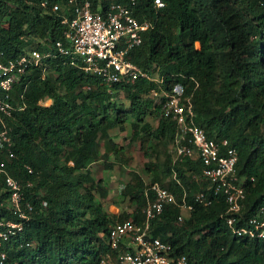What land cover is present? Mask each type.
I'll return each instance as SVG.
<instances>
[{
  "label": "trees",
  "instance_id": "1",
  "mask_svg": "<svg viewBox=\"0 0 264 264\" xmlns=\"http://www.w3.org/2000/svg\"><path fill=\"white\" fill-rule=\"evenodd\" d=\"M91 1L93 10L102 13L112 4H129L134 17L151 24L129 59L162 77L164 90L186 86L196 125L208 138L227 140L237 149L236 171L245 188L243 216L264 206V0H161L163 8L156 7V0ZM70 13L66 0H0L5 60L33 50L48 54L15 85L12 101L25 110L6 119L15 158L5 152L0 160L13 177L33 181L26 197L34 212L22 233L4 244V264H100L110 250L111 226L143 222L149 187L134 175L122 191L134 209L118 215L105 209L108 180H96L92 167L123 150L109 132L129 123L132 138L143 148L161 139L173 141L176 132L161 103L148 97L158 88L155 83L138 80L110 90L59 53L57 42L68 46L63 16L71 18ZM122 92L130 102L128 110L118 101ZM149 115L158 118L156 128L146 121ZM201 170L197 158L174 161L167 156L163 175H176L178 181L164 184L157 172L151 184L167 188L179 203L184 197L192 209L167 206L152 221L151 235L170 245L172 257L185 256L188 264H264V239L232 234L223 196L209 206L196 200L199 192H209L208 183L197 179ZM7 196L0 181L3 220L14 219L1 206Z\"/></svg>",
  "mask_w": 264,
  "mask_h": 264
},
{
  "label": "built area",
  "instance_id": "2",
  "mask_svg": "<svg viewBox=\"0 0 264 264\" xmlns=\"http://www.w3.org/2000/svg\"><path fill=\"white\" fill-rule=\"evenodd\" d=\"M134 1L130 0L131 3ZM155 4L157 8L164 7L161 0H156ZM66 5L71 12V18L63 16V23L68 26L65 34L68 46L57 42L59 53L66 56L72 66L99 78L110 90L116 84L138 80L155 83L158 88L153 90L154 94L163 98L162 112L175 123L173 142L178 158L201 161V177L208 183L209 192H199L196 200L209 206L214 198L223 196L227 206L224 217L232 234L240 238L264 239V206L249 216L242 214L245 188L236 171L237 149L227 140L208 138L196 125L192 98L187 95L185 85L177 84L171 90H164L161 88L162 77L155 79L153 74L129 59L130 52L142 44L143 34L151 24L134 17L129 4H112L103 13L93 10L91 0H66ZM47 56L33 50L5 60L0 51V154L6 152L10 159H14L15 154L6 119L26 108L24 104L13 103L12 93L19 79L30 68L41 65ZM27 170L33 173L32 168L27 167ZM0 181L4 182L8 193L1 206L14 218L0 219V264H4L7 259L4 244L22 233L34 212V206L26 197V189L33 187V181L22 182L13 177L2 160ZM145 195L143 222L126 220L111 226L108 234L110 250L102 255L100 264H188L185 256L172 257L170 245L151 235V223L167 206H179L186 211L192 206L184 197L179 203L174 193L158 182L151 184Z\"/></svg>",
  "mask_w": 264,
  "mask_h": 264
},
{
  "label": "rangeland",
  "instance_id": "3",
  "mask_svg": "<svg viewBox=\"0 0 264 264\" xmlns=\"http://www.w3.org/2000/svg\"><path fill=\"white\" fill-rule=\"evenodd\" d=\"M199 47V45H198ZM155 79L161 78L158 74H153ZM156 89V88H155ZM154 90V89H153ZM149 98L155 100L156 104L162 103L160 96H156L152 91ZM119 103L123 104L125 109H129L130 102L126 94L122 92L119 95ZM43 105H49L50 101L42 102ZM153 128L158 126L159 120L155 115L146 117ZM132 128L128 123L123 129H115L109 132L108 137L112 138L119 147H122V152L116 156L111 154L109 160L99 161L93 167V176L96 180L106 178L108 184L106 185L109 193L108 199L102 200V203L109 212L113 214H120L122 211L131 212L134 209L128 198H124L122 191L130 182L134 175L139 176L145 183L146 187L153 182L154 173L159 172L162 176L164 184H168L173 180H177L176 175L164 176L162 170L167 162V156L171 155L172 159L178 160V154L175 144L170 140H159L151 148H143L141 142L132 138ZM105 147H102V152ZM189 174V172H188ZM175 178V179H174ZM197 179H202L201 175H197ZM188 214L184 212V217Z\"/></svg>",
  "mask_w": 264,
  "mask_h": 264
}]
</instances>
